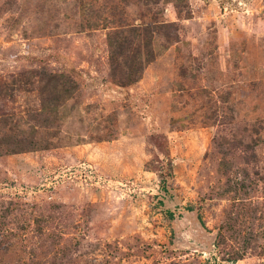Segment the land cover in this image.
<instances>
[{
    "label": "rangeland",
    "instance_id": "1",
    "mask_svg": "<svg viewBox=\"0 0 264 264\" xmlns=\"http://www.w3.org/2000/svg\"><path fill=\"white\" fill-rule=\"evenodd\" d=\"M44 73L76 84L54 146L8 152L54 132ZM0 264H264V0H0Z\"/></svg>",
    "mask_w": 264,
    "mask_h": 264
},
{
    "label": "trees",
    "instance_id": "2",
    "mask_svg": "<svg viewBox=\"0 0 264 264\" xmlns=\"http://www.w3.org/2000/svg\"><path fill=\"white\" fill-rule=\"evenodd\" d=\"M142 40L145 44L142 45L143 52L141 53L139 45L131 44L143 42ZM151 42V32L149 33V30L141 27L113 31L107 36L111 74L117 85L126 87L139 80L145 65L152 61L155 56L151 50ZM126 52L129 54H125ZM142 57L145 58L142 59ZM37 82L40 95L38 114L42 116V120L39 122V126H35V128H44L47 131L54 130V132L49 134L46 139L35 141L28 138L11 143L5 142L4 145L9 147L8 152L46 150L54 146L49 139L56 138L58 135L59 107L73 97L76 84L61 73H44V76L40 77ZM35 128H31L32 133H36ZM105 139L108 138L104 136L96 138L97 141Z\"/></svg>",
    "mask_w": 264,
    "mask_h": 264
}]
</instances>
